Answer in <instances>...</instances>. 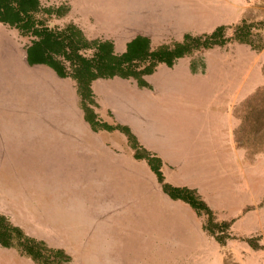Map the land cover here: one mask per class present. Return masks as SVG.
Here are the masks:
<instances>
[{"label":"rangeland","instance_id":"rangeland-1","mask_svg":"<svg viewBox=\"0 0 264 264\" xmlns=\"http://www.w3.org/2000/svg\"><path fill=\"white\" fill-rule=\"evenodd\" d=\"M43 4L71 7L67 16L53 18L51 26L77 22L89 38L113 40L119 53L140 34L150 36L158 46L181 41L186 33H211L220 25L229 26L228 34L234 36V28L243 18L264 21V0H43ZM257 40L264 44V32L262 40ZM31 41L0 22V212L12 213L7 216L52 247L64 248L69 254V249L76 250L78 263L73 257L72 264H85L86 250L98 249L96 264H264V151H259L264 143L255 141L252 125L248 124L238 135L243 146L237 138L235 145L229 113L233 107L240 128L247 114L246 99L235 105L225 102L230 90L240 96L239 100L264 87V47L254 50L232 40L226 46L182 58L172 68L162 64L151 79L147 78L153 84L151 89L123 78L96 85L103 103L96 108L101 120L120 123L108 106L122 107L118 110L125 114L121 113L124 117L120 119L130 122L141 143L156 154L166 158L172 154L180 164L188 147L202 157L209 153L207 145L221 155L223 148L229 147L223 165L211 170L218 189L210 202L216 206L219 220L234 222L232 238L221 246L205 231L198 253L194 246L195 252L188 256L182 254L183 249H175L177 245L158 244L155 226L165 223L164 216L159 218L153 210L140 212V206L150 201L146 198L151 196L153 201L156 195L152 193V179L146 178L139 185V177L149 174L168 197L146 161L129 160L123 169L117 161L107 165L105 159H98L99 165L92 167L86 166L87 162H71L74 149L68 141L60 143V136L72 130L71 145L79 154L85 147L79 129L90 133L91 128L83 115L77 83L72 77H60L48 66L26 65ZM92 53L87 51L88 55ZM192 62H197L198 73L192 72ZM10 64L14 68L10 69ZM92 134L94 145L107 136ZM115 134L127 140L122 132ZM174 159L170 162L177 165ZM178 169L174 171L170 165L166 168L173 183L181 174L196 172L190 163ZM199 169L204 174L209 168L203 164ZM21 191L31 203L30 212L13 213L9 206L16 200L7 198L6 192ZM156 199L165 205L158 195ZM177 203L195 213L189 204ZM167 213L172 220L169 222L176 225L187 219L194 244L202 238L201 229L197 231L190 223V215ZM203 220L205 223V216ZM250 238L262 247L254 249ZM97 242L106 246L97 247ZM1 252L19 251L0 246V264H12L1 257ZM23 260L35 264L27 256Z\"/></svg>","mask_w":264,"mask_h":264},{"label":"trees","instance_id":"trees-1","mask_svg":"<svg viewBox=\"0 0 264 264\" xmlns=\"http://www.w3.org/2000/svg\"><path fill=\"white\" fill-rule=\"evenodd\" d=\"M71 7L45 6L43 0H0V22L9 25L23 37L32 38L27 47V62L30 66L44 65L53 69L60 77H72L77 83L80 105L85 120L95 132L120 131L126 135L134 151L133 157L148 163L157 176L163 191L173 200L189 204L200 216L206 217L204 229L221 246L232 238L230 229L233 221H221L198 189L175 186L168 182L164 172L163 158L146 148L133 129L126 124H111L101 120L96 108L99 106L94 82L99 79H132L141 88H153L147 79L156 73L162 64L174 67L187 56L198 51L223 47L232 40L247 44L254 50L264 47L262 32L264 21L254 22L243 18L234 28V36L228 34L229 26L220 25L211 33H186L181 41L158 46L147 35H137L127 43L126 50L117 52L111 39L89 38L75 22L64 27L51 26L53 18L65 17ZM87 51H92L88 55ZM193 73H198L197 62H192ZM246 117L236 130L237 141L243 146L238 135L241 128L252 125L254 139L264 143V87L246 98ZM257 139V140H256ZM246 145V144H245ZM259 151H264L259 150ZM254 249L262 246L254 238L248 240ZM0 244L5 248H16L30 257L36 264H72L73 257L64 249L50 246L45 240L29 235L12 219L0 212Z\"/></svg>","mask_w":264,"mask_h":264},{"label":"crops","instance_id":"crops-1","mask_svg":"<svg viewBox=\"0 0 264 264\" xmlns=\"http://www.w3.org/2000/svg\"><path fill=\"white\" fill-rule=\"evenodd\" d=\"M124 51L125 50H123L122 52H124ZM26 65H29L28 62H27ZM9 67H10V69L14 68V66L11 65V64L9 65ZM153 75L148 76V79H151ZM105 80H109V79H99V80L95 81L94 85H93L95 93L98 96L97 100H98V103H100V106H102L103 103H102V101H101V99H100V97L98 95L96 85H97V83L99 81H105ZM41 82L43 83V80ZM251 93L252 92H250L249 94H251ZM249 94L242 95V98H240L238 100V98L240 96L238 97L237 94L235 95L230 90V93H228L227 97L225 98V102H227V104H230V103L233 102L234 105H235L237 101H241L242 99L243 100L246 99L249 96ZM108 108L111 109L112 111H114V113H116L115 115L118 117V121L120 123L129 125L139 137L138 132L130 124V122L127 123V121H122V119H120L122 116L124 117V115H120L122 112H121V110L119 111L118 108L121 109L122 107H120L118 105H109ZM225 108H226V106H225ZM122 114H125V113H122ZM229 115L233 119V122H234V134H233L234 138H233V141H234V143L236 145V132L235 131L237 130V127L239 126L240 122L238 121L236 116H234L233 107L231 108ZM89 126H90V124H89ZM91 129L92 128L89 129L90 133L87 132V130H86V133H84V132H82L79 129V131H80V132H78L80 134L79 138L85 143V147L82 148L83 152H81L79 154L77 152V149H76L75 145L74 144L71 145V142H73L72 141V130H71V132L69 130L68 133H63V135L60 136V138L62 136L64 137V140H61V141H60V138H59V142L60 143L64 142V141H68V142H70V147L74 149V151L71 153L72 155H74L73 157H71V162H74L75 164H76L77 161H80L82 163L87 162L86 166L92 167L93 165H99L100 162L97 161L98 159H101V160L105 159L106 161H104V162H107V165L109 164V162L117 161L119 163V165H120V168H122V169L127 166L126 164H128L127 162H129V160L136 161V162H133V163H141L140 162L141 160L135 159L133 157L134 151L129 146L128 140H126L124 138V136H114V135H116L115 132H117V131H115V132L100 131V133H107L106 134L107 136H106V138L100 140V144L99 145H94L93 144L94 140H93V136H92L93 134L92 133L99 134V132L96 133V132H94V130H91ZM76 134H77V132H76ZM118 141H121V143H118ZM209 146H212V145H207L206 146V147L209 148V150H208L209 153H207L204 157H202L199 154V152L194 151V148L191 149L190 147H188L187 148V154L183 155V159L181 160L180 164L173 158L172 154H170V155L168 154L167 158H166L162 154H160L158 152L157 153L164 160V172H165V175H166V178H167L168 182L172 183L175 186L190 187V188L198 189V191L200 192L202 197L212 207V203L210 201L214 200L212 195L214 194V191L218 189V187H217L218 185H216V183H217V179L215 178L216 175L213 172H211V170L214 167H220V166L223 165V161L226 159L227 156H229V154H227V153H228V151L230 149H229V147L228 148L224 147L223 148V150H224L223 154L224 155H221V154H217V151H214V147H212L210 149ZM216 148L218 150V147H216ZM235 148H236V146L234 147V149ZM57 149L59 151L61 150L59 148V146H57ZM58 150H57L56 153H58ZM86 150H88V151H86ZM93 152L95 154H93ZM60 156H62L61 151H60ZM171 159H174L176 161L177 165L171 164V162H170ZM94 160H96V161H94ZM188 161L190 163V166L193 169H196V172L194 173V171H192L193 174L192 173L187 174L188 177L186 175L181 174L180 179H178L179 181H176L175 183L171 182L170 181V177H169V175H168V173L166 171V168H168V165H170V168H172V170L175 171V170H179L178 166L179 167H185L187 164H189ZM204 161H206V163H203ZM203 164L209 168L207 172H204V174H202V170L199 169V168H201V166ZM141 177L138 178L139 179V185H141V183L146 178L152 179L153 186L155 188V192H152V193H154L156 195V197H155V199L153 201H151V199H152L151 196L146 198V199H149L150 201H148L143 206H140V212H147L146 210H148V212H150L151 210H153L154 212L157 211V216L158 217L159 216L160 217L164 216L165 223H163V225L158 224V225L155 226L157 234L155 232L154 236L157 237L158 244L164 242V243H168L170 247H172L173 245H177L179 247L175 248V249H178L179 251H181L183 249L182 250V254H186L188 256H190V254H193L195 251L198 253L199 247L204 242V235H205V229H204V224L205 223H204V220H203V216L198 215L197 212L194 209L193 210L195 211V213L191 212L189 210V208H187L186 206L184 207L183 204L177 203L180 200H173L170 196H168L163 191V188L161 186V190L163 191V193L165 195H167L170 199L168 197L164 196L160 192V188H158V185H157V182L155 181V179L151 178L149 176V174L145 175V176H141ZM147 192L149 194H151V190H149ZM6 195L8 196L7 198L16 200V201L11 202L10 206H9V208L11 209V211L13 213H23L26 210H28V212H30L31 203L29 202L28 197L24 194L23 191L18 192V193L12 192L10 194H8V192H6ZM157 195H158L159 199H161V200L164 199V201H165V205L164 206H162V204L157 201V199H156ZM120 197L123 198V195H121ZM133 199L136 202H140V200H141V199H137L136 200L135 198H133ZM173 201H176V202H173ZM167 204H168L169 207L166 206ZM158 207L161 208L160 210L163 212V215L158 212ZM212 208L215 209L216 206L212 207ZM41 211L44 212V210H41ZM167 212L169 214L177 212V213H182V215L184 213L185 217L190 215V223L194 224V227L196 228L197 231H199L201 229L202 238L201 239L197 238V240H195V244H194V242L192 241V233H193L192 232V228H191V225L187 222V219H183L184 222L182 224H177V225L175 223L173 224L172 222H169L171 220V218H170V220H168V216L165 215ZM3 213L6 214V215L12 214V213H9L7 211H3ZM167 220H168L169 223H167ZM12 221L14 222L15 220L12 219ZM38 222H40V221L38 220ZM15 224L19 225L20 227H22L25 231L26 230L28 231V229H26L22 223H15ZM37 229H39V228L37 227ZM161 233H164V235H162ZM169 235H170V237H169ZM162 237H167V238L166 239H161ZM174 241H178V242H174ZM0 246L3 247L1 244H0ZM86 246H88V244H86ZM96 246L97 247H101V246H106V245H105V242H97ZM194 246L197 247V249L195 251H193L194 250V248H193ZM3 248H5V247H3ZM5 249H15V250L19 251L18 253L14 252V254H12V253L11 254H7V252H1V254H2L1 257L2 258H4V257L7 258L8 259L7 261L9 263L13 262L12 264H28V262L24 263L23 256H26V255H23L20 252V250H18L16 248H5ZM69 252H70V255L72 257H74L75 262L78 263V259H77V256L75 254V253H77L76 250L73 251V249H69ZM99 254H100V250L99 249H98V251L97 250H90V251L86 250V255H84L85 264H96L97 260H95V258L98 257ZM170 254L173 256V250L170 251Z\"/></svg>","mask_w":264,"mask_h":264}]
</instances>
